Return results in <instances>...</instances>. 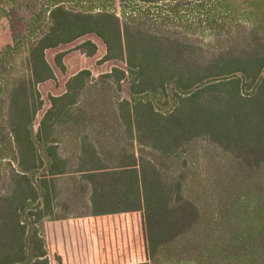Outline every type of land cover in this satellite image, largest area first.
<instances>
[{
    "label": "trees",
    "instance_id": "obj_1",
    "mask_svg": "<svg viewBox=\"0 0 264 264\" xmlns=\"http://www.w3.org/2000/svg\"><path fill=\"white\" fill-rule=\"evenodd\" d=\"M94 1L86 10L48 0L0 52V264H264V0L261 24L223 27L207 44L166 28L169 14L157 22ZM129 1L170 13L181 0ZM50 50L66 90L48 96L34 127L40 86L58 80ZM99 52L120 65L98 79L71 72L70 58ZM125 82L131 95L172 104L122 98ZM69 172L74 207H62ZM73 229L72 246L60 236Z\"/></svg>",
    "mask_w": 264,
    "mask_h": 264
},
{
    "label": "rangeland",
    "instance_id": "obj_2",
    "mask_svg": "<svg viewBox=\"0 0 264 264\" xmlns=\"http://www.w3.org/2000/svg\"><path fill=\"white\" fill-rule=\"evenodd\" d=\"M64 2L67 7L74 9V6H78V8L83 6L82 8L86 10L95 6V4H98V2L94 0H83L79 3L76 0H64ZM47 3L48 0H3L2 6L4 12L0 18V52L4 50L7 45L13 44L17 37L26 32L30 19L40 12V10L44 8ZM173 5L175 9L170 13L166 12L169 6L164 2L156 4L136 2V4H134L129 0H116L115 3L112 4V8L119 15H122V13L127 12L130 9L136 10L140 13H149L157 19V22H160L161 18H163L165 14H169V19H171V21H168L165 26L166 28L169 27L170 30H174L182 36L190 37L193 41L200 44H207L214 41V35L223 27H229L238 23L246 27H254L262 23V16L260 14L261 9L258 8V0H181L177 3H172L170 7H173ZM86 39H88V37H82L77 41L62 47L61 50L74 48L77 44ZM57 51L58 50L48 51L47 59L55 68L58 80L40 86L39 91L43 99V109L39 112L38 118L34 121V127H37L43 112L49 107L48 96L50 94L61 95L65 93L66 90V81L68 76L62 75V73H60L54 65L53 61L54 55ZM101 56L102 53L99 52L96 57L83 61H77L74 57L70 58L68 63L69 68L72 69V73H74V68L89 70L92 77L98 79L101 74L105 73L113 66L120 65L117 62L101 63V61H98ZM130 81H132V77ZM119 94L122 98H126L128 100H135L138 98L150 100L155 104L156 108L161 111H167L172 104L171 96L165 98V96L153 94L131 95L128 82L123 83ZM68 136L69 135L64 133L60 134L58 138H62L65 141L59 142V145L61 146L62 154L74 161V139H68ZM198 149V157H200L198 160V169L202 171V176H210L214 170L211 166L210 169L207 167L206 160L208 161V156L206 157L200 146ZM40 150L43 152V147H40ZM223 171L227 173H235L237 168H225ZM216 176H218V174L215 173L213 177ZM60 200L62 207H74L73 172H69L63 182ZM249 203H251L250 200ZM61 213L66 215L69 214L71 216L69 209H62L60 210V214ZM47 224L44 229L46 236L52 233ZM61 233L65 237L66 235H69L70 231L62 230ZM73 233L74 232L72 231V234Z\"/></svg>",
    "mask_w": 264,
    "mask_h": 264
},
{
    "label": "crops",
    "instance_id": "obj_3",
    "mask_svg": "<svg viewBox=\"0 0 264 264\" xmlns=\"http://www.w3.org/2000/svg\"><path fill=\"white\" fill-rule=\"evenodd\" d=\"M73 232H74V229L72 230ZM72 231H70V233H69V240H70V242H71V244H72V246L74 245V233L72 234ZM52 234L53 233H50L49 235H48V239H50V237H52ZM54 235H56V234H54ZM64 235H62V236H60V239L61 240H64ZM73 249V251H74V247L72 248Z\"/></svg>",
    "mask_w": 264,
    "mask_h": 264
}]
</instances>
